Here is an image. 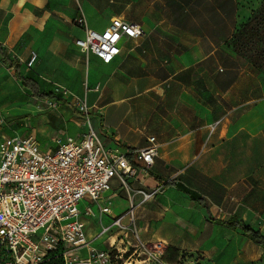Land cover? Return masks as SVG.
<instances>
[{
    "label": "rangeland",
    "instance_id": "1",
    "mask_svg": "<svg viewBox=\"0 0 264 264\" xmlns=\"http://www.w3.org/2000/svg\"><path fill=\"white\" fill-rule=\"evenodd\" d=\"M44 1L0 0V39L5 38L11 28L15 34L21 33L20 42L23 44L14 48L20 56L25 58L31 50L38 52L40 50L41 55L35 64L40 76L21 64L20 72L36 80L39 89L43 92L51 91V87L42 77L60 80L76 92L83 90L84 59L87 55L73 45L82 26L79 24V18L84 16L88 23L90 21L107 23L109 17L121 14L124 18L136 20L143 26L141 46L134 48L132 52H138L142 58L150 57L148 71H140L139 67H136L137 71L126 73L122 61L103 64L92 59L93 72L89 78L92 82L97 81L100 86L97 91H92L88 95L89 104L94 105L89 108V117L92 125H94L93 118L95 119L96 128L100 132L103 130L100 126L103 125L102 121L108 123L118 113L110 115L112 117L108 116L105 112L107 106L121 107L127 104L123 101L128 99L123 100L124 97L121 96L122 84L128 80L139 79L145 84L157 82L160 88L158 86L157 91L148 92L138 104L133 130L154 134L150 126L157 125L163 118L170 116V91L175 89V87L171 88L169 80L165 78L169 73L166 56L173 50L179 49L204 48L205 51L210 49L208 41L198 32L177 28L171 24L170 13L172 10H180V7L183 10L188 9L185 13H189L194 18L190 21H198L196 18H200L198 12L201 8V0L194 1L190 6L178 3V7L170 0H48L45 4ZM236 1L237 23L250 15V11L256 9L261 2V0ZM36 4L40 7H36ZM210 23L209 21L208 24ZM211 29H214L213 26L210 27ZM40 38L48 40L49 45L42 43ZM25 41H32V44L27 42L29 44L24 46ZM22 47L24 48L21 51ZM9 54L12 56L14 53L10 51ZM127 57L129 58V55ZM59 59L64 63L63 68L58 67ZM237 59L240 64L247 62L244 57ZM211 62L212 60H206L196 64L191 68L188 79L194 83L195 81L198 84L202 83V79H199L200 72L203 69H210ZM73 70H79L80 73L76 75L72 73ZM197 76L199 78H196ZM178 89L177 87L176 90ZM58 97L60 99H36L20 81L16 80L14 68L3 66L0 62V118L12 126H18L24 118L34 117L35 126L31 130L32 133L29 131L27 134L32 135L42 150L50 147V139L56 129L65 130L62 126L64 123L62 115L79 119L82 129L86 130L84 125L86 116L79 113L71 101L59 95ZM113 103L116 105H111ZM187 105L180 103L178 111L181 116H188L194 111L191 103ZM129 109L130 107H126L125 113L122 112L119 116L128 113ZM208 136V133L202 136L203 144L199 150L183 149L182 144L179 146L180 151L179 147H172L171 152L166 153L167 159L162 161L168 164L163 169V173L192 196L203 194L213 210L222 218H226L231 212L240 211V215L244 218L248 214L251 216L254 227L264 230L262 229L264 228V132L258 136L244 132L213 144L207 141ZM193 154L196 155L192 157ZM151 169L157 170L156 166ZM147 175L149 176L148 171ZM139 176L138 170L132 179L135 180ZM126 179L129 182L132 180L128 177ZM157 183L162 182L151 181V184L145 185L136 181L129 191L134 202L139 204L138 211H149L145 218L150 222L148 226L150 234H163L169 238L164 257L167 263L218 264L211 260L209 255L215 252L231 253L230 242L235 233L230 234L222 228L212 227L206 220L205 214L198 215L196 211L199 209L198 206L187 199L183 192L167 188L158 198L141 202V195L136 189L149 190ZM113 187L112 191L116 192V195L111 199V207L116 213L125 208L127 203L125 200L128 201L129 193L122 184L118 185L115 182ZM88 201L89 198L85 197L77 206L82 212L81 219L86 224V233L93 238L100 226L106 224L109 219L107 217L100 219L99 211H96L92 205H89L88 213L84 212ZM203 220L206 222H201ZM236 234L240 232L237 231ZM119 236L114 228L100 238L98 245L109 247V243L114 242L116 246ZM130 239L134 243V239L132 237ZM152 244L153 242L148 246L152 247ZM239 246L252 251L256 249L250 241L243 239L239 240ZM127 249L131 250L129 247ZM145 258L146 255L141 254L137 259ZM229 262V260L225 261V264ZM145 263L138 260L136 262V264ZM249 264H264V253L251 260Z\"/></svg>",
    "mask_w": 264,
    "mask_h": 264
},
{
    "label": "built area",
    "instance_id": "2",
    "mask_svg": "<svg viewBox=\"0 0 264 264\" xmlns=\"http://www.w3.org/2000/svg\"><path fill=\"white\" fill-rule=\"evenodd\" d=\"M79 24L84 36L75 40L76 47L103 63H110L121 53V41L143 36L137 23L121 15L112 17L100 31L90 28L84 16L79 18ZM35 60L36 54L31 51L25 66L31 69ZM44 79L51 84L53 94L71 101L86 116V130L71 137L56 134L52 138L54 147L49 150H42L31 135H0V264H37L58 246L63 249L64 264H136L137 260L170 264L164 259L161 243L149 247L139 238L138 203L134 202L129 191L131 183L126 179L135 177L138 170L147 176V168L159 154L155 137L149 136L146 146L134 149L123 150L119 142L107 146L91 124L86 95ZM216 123H212L211 130ZM115 182L129 193L127 209L117 215L111 207L115 193L106 194ZM138 182L142 183L141 179ZM136 191L141 202L163 192L158 183L149 190ZM85 197L89 201L84 212L88 213L92 205L99 211L100 219H109L93 238L87 235L77 206ZM114 228L120 235L118 245L110 242L109 247H100L95 243ZM141 254L146 255L144 260L137 259Z\"/></svg>",
    "mask_w": 264,
    "mask_h": 264
},
{
    "label": "crops",
    "instance_id": "3",
    "mask_svg": "<svg viewBox=\"0 0 264 264\" xmlns=\"http://www.w3.org/2000/svg\"><path fill=\"white\" fill-rule=\"evenodd\" d=\"M47 1L48 0H45L44 4L47 3ZM35 6L40 7L39 4H36ZM121 16L124 17L123 15ZM112 17L114 16L109 17L110 19L107 23H103L102 21H90L89 23L87 22V25L92 29L100 31L109 24ZM127 20L130 22L132 21L137 23L140 26L144 35L143 26L138 21L133 19ZM171 24L174 25L172 19ZM174 26L177 28L179 27L181 29H184L180 26ZM20 35L21 33H13L10 28L9 34L5 38L0 39V45H2L6 49L8 54L10 51L14 53L12 56L10 54L9 55L11 58L17 59L19 68L20 64L25 66L24 62L29 58L31 51L35 52L36 60L32 65V68L29 70L40 76V74L35 68V64L41 55L40 50L39 52L31 50L29 54L25 58H23V56H20V54L14 49L20 44H23L22 42H20ZM199 35L208 41L210 45L209 50L205 51L204 48L179 49L177 51L173 50L170 55L166 56L169 73L166 75L165 78L169 80L171 88L175 87V89H171L170 91V116L163 118V120L158 122L157 125L150 126V128H152L150 130H152L154 134H148L143 131H135V129L133 130V125L136 117L135 114L137 113L136 110H138V104L141 103L143 97H145L148 92L153 90L157 91L156 88L158 86L160 88V84H158L157 82L145 84L139 79H132L126 81V83L122 84L120 91L122 93L121 96L124 97L123 100L128 99L127 101H123V103L127 102V104H123L121 107L120 105L112 107L107 106L108 108L105 109V112L108 113V116H113L114 113L118 112L117 116L109 120L108 123H104V121H102L101 124L103 125L100 126L103 128V130H101V132L98 130L103 143L107 146H114L115 142H119L123 150L143 147L148 144L147 138L151 135L155 137L157 143L159 144L158 157H156L155 162L149 168H147L149 176H145L140 173V176L137 179H132L130 181L132 186L135 184L136 181H138V179H141V182L145 185L151 184V181L156 182L157 180H161V182H163L167 178L166 175L163 173V169L166 168L168 164L167 162L162 163V161H165L167 159L166 153L171 152L172 147L176 148L181 146V144L183 145V149L189 148L191 150H199L201 149V146L203 144L202 136L206 135V133L209 134L207 141L213 144L221 142L222 139L227 140L229 137L238 136L239 134L244 132L250 134L251 136H258L261 132H264V77H262V74L257 71L249 62L244 61L242 64H240L235 53L232 52L228 47H222V44L214 45L211 40L207 39L201 34ZM83 36V27L81 26L79 34L78 36H76L75 40ZM142 37L143 36L137 39H125L121 41V53L117 55L116 58H114V60L110 63L101 62L93 54L87 55L84 59L85 77L82 81L83 90L82 92H76L74 90L73 91L80 96L86 95L88 105L91 107L94 106L93 104H89L88 95L92 91H97L100 85L97 83V81L92 82L89 78L91 73L93 72L92 59H94L98 63L103 64H112L113 62H116V60L122 61L123 65L125 66L126 73L137 71L136 67H139L140 71H148V65H150V57L142 58L138 55V52H132L134 48L141 46ZM39 40L42 43L44 42L45 44L47 43V45H49L48 40H44V38H40ZM75 40L73 42V45L77 50H79L75 45ZM27 42L30 41H25L24 46L26 44H29ZM30 43L32 44V41ZM126 46H129V48H126ZM23 48L24 47L20 48V50L22 51ZM128 55L129 58L127 57ZM206 60H212V66L210 69H203V71L200 72V78L199 76L196 77L202 79V83L198 84L196 81L194 83V81L188 79V74L191 71V68L195 67L196 64ZM228 62H230V65L228 64ZM63 65L64 63L59 59L58 67L63 68ZM72 73H76V75H78L80 71L73 70ZM31 79L34 80L33 78ZM47 79H51L52 81L61 83L68 87V85L61 82L60 80L54 78ZM34 81L37 82L36 80ZM37 84L39 86L38 82ZM177 87L179 88L178 90H176ZM68 88L71 89L70 86ZM180 103H185L186 105L191 103L193 105L194 111L191 112L190 115L188 114V116H181L178 111ZM111 105L116 104L113 103ZM126 107H130L128 113L123 114V116H119L120 113L126 110ZM62 116V120L64 122L62 126L65 130H55V133L50 139V147H48L46 150L52 149L54 147L52 138L56 134L62 133L63 136L69 135L71 137L77 136L80 133L84 132V129H82L83 126H81L79 119H72L68 116L66 117L65 115ZM0 120H2V124L0 125V135H13L15 133H18L20 135H31L27 134V132L30 131L32 133L31 130L36 123V119L31 116L24 118L18 126H12L2 118H0ZM93 120L94 127L96 128L95 119L93 118ZM215 121H217V123L211 130V125ZM165 146L167 147L166 149ZM180 150L181 149L179 147V151ZM195 155L196 154H193L192 157H194ZM153 166H156V171L151 169L153 168ZM113 188L114 187L112 185L111 190H109L106 194L111 195L115 193L116 195V192L112 191ZM177 191L180 193L183 192L179 190ZM185 196L191 201L187 194ZM198 197H203L207 201L203 194H198L196 198ZM126 202L127 201L125 200V203ZM127 205L128 202L126 203L124 209H121L119 212L116 213L113 211L114 214H120V212L127 209ZM208 205L210 206V213L214 218L216 217L225 220L228 219L231 215H235L239 219L243 220L245 224L249 223L253 225L250 219L251 216H249V214L246 218H244V216L240 215V211H234L231 212L230 215L226 218H222V216H220L215 210H213V207L209 203ZM197 206L199 208L196 210L198 215L202 216L203 214H205L206 220H208L206 210L200 205ZM138 207L139 204L136 207V222L139 238H141L144 242L148 244L152 242L161 243L166 252V246L168 244L169 238L165 237L163 234H150V232L148 231V226L150 225V222L145 218L147 217L149 211H138ZM140 213L143 214L141 215ZM206 220H203L201 222L204 223L206 222ZM208 221L214 228L219 227L226 230V232L230 234L235 233L232 242H230L232 243L231 253L226 254L215 252V254L213 255L208 254L209 256H211V260H213L214 262H217L218 264H225V261L228 262L229 260V264H249L251 260L256 259L262 253H264V250H262L261 247L254 244L250 239L244 237V235H242L239 230H230L221 224L212 223L210 220ZM237 231H239L240 234H236ZM259 231L261 232V234H264V230L259 229ZM145 236H147V238ZM240 239H243V241H250L256 249H253L252 251L248 248L245 249L244 247L239 246ZM95 243L99 244V240H95ZM179 245L180 243L178 244V246Z\"/></svg>",
    "mask_w": 264,
    "mask_h": 264
},
{
    "label": "trees",
    "instance_id": "4",
    "mask_svg": "<svg viewBox=\"0 0 264 264\" xmlns=\"http://www.w3.org/2000/svg\"><path fill=\"white\" fill-rule=\"evenodd\" d=\"M177 4L190 6L197 0H170ZM236 0H201V8L198 12L200 18L198 21H190L194 19L188 12V9L172 10L171 19L174 25L188 29L192 32H198L202 36L211 40L214 45H224L235 53L236 57H244L251 63L254 68L259 69L262 77H264V0H261L256 9L250 11V15L237 23ZM211 22L210 25L208 22ZM193 22V23H190ZM213 26L214 29L210 30ZM0 62L3 66L13 67L16 80L28 89L32 95L39 100L44 99H60L51 91L42 92L39 90L37 82L30 77L20 73L17 59L11 58L6 49L0 45ZM162 190L167 188H175L183 191L189 196L192 202L200 205L206 210L207 219L212 223H218L228 229L239 230L244 237L250 239L254 244L264 250V234H261L258 228L249 223H244L235 215H231L228 219L214 218L210 213V206L203 197H194L183 188H179L174 180L167 177L162 183ZM62 247L58 246L54 250L48 251L44 259L37 264H64L62 257Z\"/></svg>",
    "mask_w": 264,
    "mask_h": 264
}]
</instances>
